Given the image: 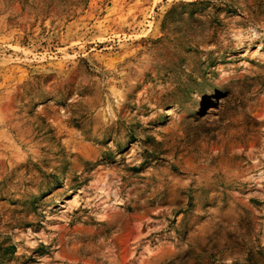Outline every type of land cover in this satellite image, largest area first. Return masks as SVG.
<instances>
[{
    "label": "rangeland",
    "instance_id": "rangeland-1",
    "mask_svg": "<svg viewBox=\"0 0 264 264\" xmlns=\"http://www.w3.org/2000/svg\"><path fill=\"white\" fill-rule=\"evenodd\" d=\"M261 107L264 0H0V264H264Z\"/></svg>",
    "mask_w": 264,
    "mask_h": 264
},
{
    "label": "bare ground",
    "instance_id": "bare-ground-1",
    "mask_svg": "<svg viewBox=\"0 0 264 264\" xmlns=\"http://www.w3.org/2000/svg\"><path fill=\"white\" fill-rule=\"evenodd\" d=\"M213 111V110H212ZM257 116L264 115V107H261L257 112ZM100 186L102 187H110L111 183L104 181L103 177L99 178ZM114 195L116 196V192H114ZM142 219V218H139ZM141 235L140 226H129L123 236L120 239V255L119 260L121 263H124L125 260L130 256L131 254V241L135 240L138 236ZM62 257L69 258V256L65 253H62Z\"/></svg>",
    "mask_w": 264,
    "mask_h": 264
},
{
    "label": "water",
    "instance_id": "water-1",
    "mask_svg": "<svg viewBox=\"0 0 264 264\" xmlns=\"http://www.w3.org/2000/svg\"><path fill=\"white\" fill-rule=\"evenodd\" d=\"M121 239V238H120ZM120 239H116V242H119ZM132 242V241H131ZM121 262V261H120Z\"/></svg>",
    "mask_w": 264,
    "mask_h": 264
}]
</instances>
